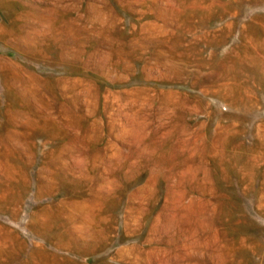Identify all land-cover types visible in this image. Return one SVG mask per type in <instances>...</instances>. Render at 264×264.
Listing matches in <instances>:
<instances>
[{
	"label": "rangeland",
	"instance_id": "rangeland-1",
	"mask_svg": "<svg viewBox=\"0 0 264 264\" xmlns=\"http://www.w3.org/2000/svg\"><path fill=\"white\" fill-rule=\"evenodd\" d=\"M0 264H264V0H0Z\"/></svg>",
	"mask_w": 264,
	"mask_h": 264
}]
</instances>
